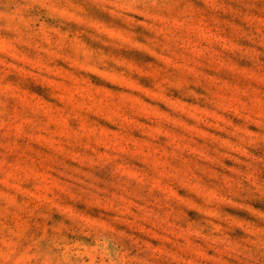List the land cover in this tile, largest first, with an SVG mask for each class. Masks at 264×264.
<instances>
[{
    "label": "rangeland",
    "instance_id": "1",
    "mask_svg": "<svg viewBox=\"0 0 264 264\" xmlns=\"http://www.w3.org/2000/svg\"><path fill=\"white\" fill-rule=\"evenodd\" d=\"M0 264H264V0H0Z\"/></svg>",
    "mask_w": 264,
    "mask_h": 264
}]
</instances>
